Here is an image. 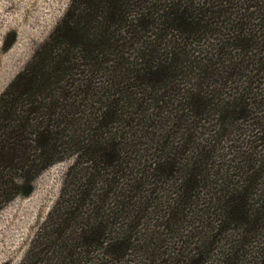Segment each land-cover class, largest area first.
Here are the masks:
<instances>
[{
  "label": "trees",
  "instance_id": "obj_1",
  "mask_svg": "<svg viewBox=\"0 0 264 264\" xmlns=\"http://www.w3.org/2000/svg\"><path fill=\"white\" fill-rule=\"evenodd\" d=\"M65 160L21 264H264V0H70L0 94V207Z\"/></svg>",
  "mask_w": 264,
  "mask_h": 264
},
{
  "label": "rangeland",
  "instance_id": "obj_2",
  "mask_svg": "<svg viewBox=\"0 0 264 264\" xmlns=\"http://www.w3.org/2000/svg\"><path fill=\"white\" fill-rule=\"evenodd\" d=\"M69 2L0 0V94L47 40ZM12 34L14 40L5 49L4 40ZM69 164L65 160L43 170L32 181L28 196L16 195L0 207V264L22 263L58 196Z\"/></svg>",
  "mask_w": 264,
  "mask_h": 264
}]
</instances>
